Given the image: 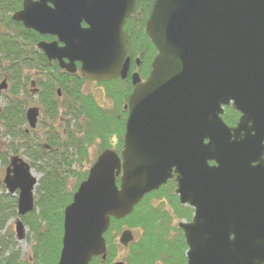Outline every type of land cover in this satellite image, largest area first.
Listing matches in <instances>:
<instances>
[{
	"label": "water",
	"instance_id": "water-1",
	"mask_svg": "<svg viewBox=\"0 0 264 264\" xmlns=\"http://www.w3.org/2000/svg\"><path fill=\"white\" fill-rule=\"evenodd\" d=\"M136 5L25 0L13 21L54 37L38 49L62 70L80 64L84 79L111 82L129 76L124 26ZM145 33L157 54L145 81L131 75L124 149L102 153L74 194L57 264L106 260L111 219L130 216L174 176L180 204L194 209L180 224L187 264H264V0H155ZM227 107L240 114L235 127L222 118ZM39 115L26 112L33 130ZM37 181L24 159L11 160L3 185L18 192L20 217L34 211ZM16 233L25 238L21 220ZM133 241L130 230L119 239L124 248Z\"/></svg>",
	"mask_w": 264,
	"mask_h": 264
},
{
	"label": "trees",
	"instance_id": "trees-1",
	"mask_svg": "<svg viewBox=\"0 0 264 264\" xmlns=\"http://www.w3.org/2000/svg\"><path fill=\"white\" fill-rule=\"evenodd\" d=\"M24 1L0 0V84L6 80L11 96L0 112V165L7 168L11 158L22 155L29 159L31 168L41 179L35 190V210L21 219L32 238L28 259L23 258L12 231L2 235L8 222L18 219L16 196L2 189L0 264H57L62 249L64 212L88 176L84 167L89 163V147L97 143L99 155L105 150L121 154L127 118L123 107L133 86L130 77L97 84L113 100V109L99 105L92 94L85 95L83 88L88 82L80 74L60 70L38 50L40 41L53 38L42 37L13 21V14L22 10ZM153 4L154 0H137L136 10L124 27L132 71H138L143 80L149 75L156 55L145 34ZM136 59L140 60L139 68ZM33 70L43 116L40 124L47 130V145L26 128ZM222 118L229 127H235L240 114L229 107ZM1 139L8 140L1 144ZM176 190L173 179L145 196L130 216L120 221L111 219L105 234L107 258L105 261L95 258L90 264H114L120 252V261L126 264H187V246L179 224L191 222L193 210L179 203ZM123 230L132 231L136 238L127 250L117 240Z\"/></svg>",
	"mask_w": 264,
	"mask_h": 264
},
{
	"label": "rangeland",
	"instance_id": "rangeland-1",
	"mask_svg": "<svg viewBox=\"0 0 264 264\" xmlns=\"http://www.w3.org/2000/svg\"><path fill=\"white\" fill-rule=\"evenodd\" d=\"M32 76L33 77L31 78L30 83H32L34 80H36L34 75H32ZM3 81L4 80H1V83H3ZM5 83L7 84V82H5ZM83 90H84L85 95L86 94H92L94 99L98 102L99 105H101V106H103L105 108H108V109H113L114 108L115 104H114L113 100L106 96L105 91H104L102 86H99V85H96V84L90 82V83H87L85 85ZM7 97H9V98L11 97L9 95V93H8V90L5 89V90L1 91V95H0V112H1L2 108L5 105L6 99H8ZM36 99H37V97H35V96H33L31 98L30 107L31 106H38L36 104ZM40 120L41 121L43 120L42 113H41V116H40ZM27 127H28V125H26V128ZM46 131L47 130L44 127H42V124L39 123L34 137H39L40 139L42 138L41 142L43 141V143H44L45 138L47 137ZM59 133H62V131L59 130ZM7 140L8 139H1V144H6L5 141H7ZM98 155H99V146L96 143V144H94V145L89 147V163L85 164L84 170H86V169L89 170L93 166L94 162L98 158ZM23 158L29 163V159L27 157H23ZM5 171H6V168H4V167H2L0 165V182H2L3 179H4ZM33 173L38 179H41V175L39 173H37L36 171H34ZM73 184H75V182L71 183L70 187H72ZM70 190H72V189L70 188ZM15 222H16L15 219L10 220L8 222V224H7L6 229L2 232V235L5 234L6 231L7 232L8 231H12L15 234V239H16ZM28 233H29V230L27 228V231H25V234H26L25 235V239H23L21 241H17V239H16L19 247L21 248L22 256L25 259H28L30 254H31L30 250H31L32 238H31V236ZM118 239H119V236H118L117 240ZM120 257H122V253L121 252H120V256H119L117 261L120 260Z\"/></svg>",
	"mask_w": 264,
	"mask_h": 264
},
{
	"label": "flooded vegetation",
	"instance_id": "flooded-vegetation-1",
	"mask_svg": "<svg viewBox=\"0 0 264 264\" xmlns=\"http://www.w3.org/2000/svg\"><path fill=\"white\" fill-rule=\"evenodd\" d=\"M49 42H52V41H49ZM45 56V55H44ZM45 58H46V56H45ZM47 59V58H46ZM48 60V59H47ZM48 62L50 63V64H57V66L59 67V63L57 62V61H49L48 60ZM131 68H132V64H131ZM131 68H130V74H132L133 72L131 71ZM61 70V69H60ZM132 72V73H131ZM135 72V71H134ZM36 72H35V70H33L32 72H31V74L32 75H34ZM76 74H79V71H78V69H77V73ZM33 77V76H32ZM88 83H90L91 81H88V80H86ZM4 82H6L5 80H4ZM91 83H94V84H99V83H95V82H91ZM36 87V80H34L32 83H31V87H30V89H31V93H33L34 94V96L35 97H37V99H38V89H37V87ZM6 88H7V84H6ZM0 95H1V92H0ZM58 96L59 97H61L62 96V94H61V91L60 90H58ZM36 103H38V101H36ZM38 107H39V109H41V106L39 105V103H38ZM40 113H41V110H40ZM27 132H29V131H27ZM34 132H36V130L34 131ZM44 143L47 145V141H46V138H45V141H44ZM47 147V149H50V147H48V146H46Z\"/></svg>",
	"mask_w": 264,
	"mask_h": 264
}]
</instances>
